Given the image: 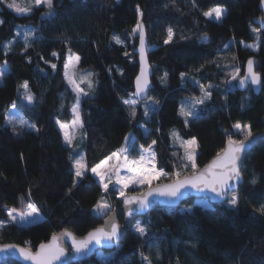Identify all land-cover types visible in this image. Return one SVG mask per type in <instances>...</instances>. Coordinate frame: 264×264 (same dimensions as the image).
<instances>
[{
	"label": "trees",
	"instance_id": "16d2710c",
	"mask_svg": "<svg viewBox=\"0 0 264 264\" xmlns=\"http://www.w3.org/2000/svg\"><path fill=\"white\" fill-rule=\"evenodd\" d=\"M259 2L54 0V14L46 16L44 6L17 15L0 1V65L8 66L0 83V221L7 220L9 211L22 212L28 204L35 205L41 215L32 224L0 226V244L16 243L35 250L62 229L81 237L102 224L105 215L92 211L104 195L100 183L90 173L75 178L72 160L81 151L91 169L117 151L130 132L140 147H153L157 166L170 177L165 182L193 173L181 149L173 144V132L196 140V171L229 138H244L234 130L237 122L249 125L252 134L264 131V31L253 22L262 16ZM217 6L226 9L221 20L203 15ZM138 20L148 39L153 85L149 96L158 101L148 116L142 107L147 99L133 107L123 101L133 92L138 70L132 52ZM17 26L34 28L27 46L22 38L12 42ZM168 28L173 36L165 44ZM255 42V47L249 45ZM68 48L80 57L79 68L91 70L95 80V89L85 90L87 94L79 99L82 128L72 146L57 124L72 119L76 102L64 77ZM250 58L255 59L254 70L262 78L258 94L250 87L241 92L235 87ZM233 76L236 79L231 82ZM25 81L27 89L22 87ZM201 85L211 96L204 101L203 112L186 123L180 102L201 97ZM13 104L39 131L17 126L14 130L5 124ZM241 171L243 182L228 195V200L238 197L237 208L225 200L179 211L181 205L192 204L193 198L176 208L157 207L141 217L145 234L128 229L108 261L93 256L72 264H147L142 252L151 264H264V213L257 211L264 205L263 140L247 153ZM107 193L112 209L120 206L115 191L109 188ZM118 221L122 223L121 215Z\"/></svg>",
	"mask_w": 264,
	"mask_h": 264
},
{
	"label": "snow or ice",
	"instance_id": "6c2138e0",
	"mask_svg": "<svg viewBox=\"0 0 264 264\" xmlns=\"http://www.w3.org/2000/svg\"><path fill=\"white\" fill-rule=\"evenodd\" d=\"M30 2H34L36 6L43 5L44 7L47 8V12L44 13L46 16H51L54 14V9L56 5L54 4V0H30ZM193 3L195 4V0H193ZM260 4L262 7H264V0H260ZM9 8H13L17 13H27L31 11V8L29 7H21L19 6L15 0H13L12 3L8 4ZM137 12L140 13L139 6L137 7ZM226 12V9L222 7H214L210 8L207 11L203 12V15L205 17H212L215 16L216 20H220L222 15ZM264 22V21H262ZM0 23H3V21H0ZM168 38L165 39L164 43L168 44L173 36V30L172 28H168ZM253 32H256L257 29L253 28ZM139 33L140 36V41H141V48H140V53H141V58L143 60L144 58V27L143 24L138 20L136 27L133 29V33ZM32 35V32H25L24 33V38H25V45L27 46V40L28 37ZM114 40H116L117 43L120 42L119 37L114 36ZM7 47V45H6ZM69 52L71 53V49H69ZM53 56L56 55L55 52L52 53ZM76 61H79L80 57L76 56L75 57ZM252 64L253 61L250 59L248 61V77H250V82L253 85H257L261 83V78L259 77L258 74L252 71ZM67 67V65H66ZM52 68L55 69L56 65L53 64ZM167 76V73H165V77ZM185 76L184 73H181V77L183 78ZM66 78L69 79V83L73 85L74 91L78 92V97H77V104L73 107V112L76 116V119L73 121L74 125H79L82 127V124L80 123L79 119V93H82L83 90L79 89L75 86V82L68 77L66 73ZM233 79H236V76H233ZM240 85L243 86L248 82L247 78H241L240 79ZM92 84L89 81V87H91ZM149 86V81L147 79L146 75V70L143 68L141 69V76L137 77V91H136V96H141L144 95L148 100H152V97L147 96L146 90L148 89ZM25 89H27L28 84L25 81L24 84L22 85ZM201 91L203 92V97L199 99H194L192 102V106H189L187 109L185 108L184 105L181 106V115L187 117L193 116L195 114V109L194 105L196 104H203L204 100L207 98H210L211 92L205 90V87L203 85L200 86ZM211 88V85L208 86ZM85 95L87 93H84ZM26 99L29 100L30 102L32 101L33 97L31 94H28L26 96ZM153 103H158V101H152ZM125 104L129 105H135L137 101L135 99H128L124 101ZM13 107H15V104H13ZM145 115H148V109H145ZM6 121L8 124L14 126L15 129V124H19L21 128H23L26 125V121L24 119H16L15 117L9 118L5 117ZM57 123H60L59 121ZM187 123V120H186ZM29 127L35 128L34 125H28ZM65 124H60L61 130L66 129ZM233 127L240 132L244 133V139L239 140V141H234L231 138L228 140V150L225 152L223 158H219L217 160H214L212 165L209 166L208 172L207 173H201L200 175H197L195 172L196 165L194 162V156H195V150L193 148V151L189 153L188 159L193 160L192 163V169H193V174L191 177H185L183 180L176 179L173 181V183L164 185L161 187L157 188H151L149 187V190L147 193H144L142 196L138 197H132L128 198L125 196V189L128 188L129 183L132 184H148L151 185V182L153 179H155L158 176L162 175H168V173L164 172L163 169H161L159 172H157L153 166L152 170H146L142 167L143 162H144V157L141 155L140 160H129L127 156L124 157V162L123 165L117 163L116 165H112L110 169L107 171H101L103 166L109 161L112 160V158H117L119 159V153L114 152L112 153L111 157L106 158V160L100 161V163L96 164L91 168L92 173L100 178V183L103 189L107 190L108 189V183L105 182V177L107 175L108 171L114 170L115 172H119L121 167H125L128 172L133 173V175L128 176V177H122L118 178L116 180V184L121 185L119 188V194L121 197H124V203L125 205H130L134 202L138 203L141 209H144L149 206V201L148 197L152 195H158V196H164L168 198H177L178 195L180 194V190L186 186H190L192 188H196L198 190H208L216 195V197L221 199V202L224 200L228 201V204L232 208H237L238 207V197L236 195H233L230 200H228V192L231 191L234 188V182H238L242 179V171L240 166L238 165V161L241 160V153L247 148V141H249V138L252 137V132L250 130L249 125L244 124L241 125V123L237 122L236 124L233 125ZM36 131H39L36 129ZM76 129L73 128L72 132L69 133L68 131H64V138L65 142L69 145L72 146L73 143V138L75 135ZM175 135V133H173ZM155 143V141H153ZM186 144L189 147L195 146L197 144L195 139H192L190 141H187ZM125 151H130V149H125ZM219 157V154H217ZM155 158V154H152V159ZM73 167L75 168V176L76 177H81L84 175V170L86 169V165L83 161V157H79L73 160ZM214 168H219V171H212ZM177 177H179L180 173H175ZM109 182L110 178H109ZM233 182V183H230ZM75 184V181L73 182ZM251 183L255 184L256 180L253 178ZM71 191V189H69ZM110 206L103 201V198L101 200H98L96 205L94 206V210L97 211L100 214H105L106 210H109ZM14 211V210H13ZM128 211H131V209H128ZM257 211L264 213V205H260V207L257 209ZM39 214V209L33 205L29 204L28 205V210L26 213H20V219H24L25 216L27 217H33L34 215ZM9 218L11 220L16 219V215H13L12 212L9 213ZM107 227L106 228H98L93 230L92 232H89L87 237L77 240L71 233L66 232L65 235L68 236L71 241H72V248L75 250L76 253L82 254L85 253L87 250H89L90 245L94 242L97 245L102 244L103 242H111L117 239L118 234H119V226L114 222L113 219H110L109 221L106 222ZM138 233L141 235H144L146 232L145 227H143L140 222H137V226L135 229ZM53 243L50 244H41L39 246V251L33 255L30 252L26 251L23 248L19 249V253L25 260H32L34 264H54V261L60 260L62 256L65 255V249L60 246L59 244L55 243L57 240V237H53ZM6 247H15V246H6ZM141 258L147 262V264H151V260L149 259L148 256H145L144 253H141Z\"/></svg>",
	"mask_w": 264,
	"mask_h": 264
},
{
	"label": "water",
	"instance_id": "95a60500",
	"mask_svg": "<svg viewBox=\"0 0 264 264\" xmlns=\"http://www.w3.org/2000/svg\"><path fill=\"white\" fill-rule=\"evenodd\" d=\"M259 9L262 13V16L254 18L253 22L259 26L261 31H264V22H262V21H264V7L261 6L260 2H259ZM143 27H144V25H143ZM136 39H137V42H136L135 47H133L132 52H133V54L136 55L138 70H137V74L133 80V92H132V94H133L134 98L136 99L137 103H141L142 101L146 100L147 98L144 95L136 96L135 94L137 91V77L141 76L142 66L146 70L147 79L149 81V86H148V89L146 90L147 96H149L150 90L153 88V85L151 82L152 68H151L149 60H148V54H147L148 39L146 36L145 27H144V42H143L145 52H144L143 60L141 58V53H140L141 41H140L139 33L136 34ZM250 59L253 61L252 71L255 72V70H254L255 59L254 58H250ZM250 59H248L245 62L243 75L237 79V81L235 82V87L240 92L244 91L245 89L250 87V89L253 91L254 94H258L261 90V83L257 84V85H253L250 82V77H248V61ZM259 77L261 78L260 75H259ZM241 78H247L248 79V82L243 86H241L240 82H239ZM261 82H262V78H261ZM130 137H131L130 132H128L124 136L123 142L118 149V153L120 155H122L123 152L125 151ZM243 139H241V140H243ZM262 140L264 141V131L252 134V137H250L249 141L246 142L247 148L241 153V160L237 162L238 165L240 166V168H241V165L243 164L244 158L247 155V153L249 151H251L259 141H262ZM234 141H236V140H234ZM228 147H229V145H228V141H227L224 145V148L219 153H217V154H219V157L217 154L215 156H213L205 165H203L202 167H200L198 170L195 171L196 174L200 175L201 173H207L209 166L212 165L214 160H217L219 158H223L225 152L228 150ZM219 170H220L219 168L212 169V171H219ZM192 174L193 173L186 175V176H183V177H179L177 179L183 180L185 177H191ZM175 180L165 181V182H161L158 184L148 186L140 192H125V196L128 198L142 196L144 193L148 192L149 187H151V188L161 187L164 185L171 184ZM242 182H243V176H242V179L240 181L234 182V188L228 192V195L230 193H233L234 191H236L238 189V186ZM230 183H233V182H230ZM190 198H193V199H195V198H206L210 204L222 203L221 199L216 197V195L214 193H212L206 189L201 191V190H198L196 188H192L190 186H186V187L182 188L180 190V194L178 195V197L174 198V199L164 197V196H158V195L149 196L148 197V201L150 202L149 206L144 208V209H141L139 204L136 202H134L130 205H125L124 197H120L119 198L121 201L120 206L112 209L109 213H107L105 215V217L103 218L101 225H99L96 228L89 231V232H92L93 230L98 229V228H106L107 227L106 222L109 221L110 219H113L114 222L119 226V234H118V237L116 240L111 241V242H103L100 245H97L93 242L90 245L89 250H87L85 253L78 254L72 248V241L68 236L65 235V233L66 232L71 233L77 240H81V239L87 237L89 232L86 233L84 236L79 237V236H76L74 233H72L68 229H62V230L56 232L55 234L51 235L47 241L40 243L36 247L35 250H30L27 247L16 244V243L0 244V264L7 261V260L16 261L19 264H34V262L32 260H25L23 258V256L20 255L19 249L23 248L26 251L30 252L31 254L35 255L39 251V246L41 244L53 243L52 238L54 236L57 237V240L55 243L59 244L60 246H62L65 249V255L62 256L60 258V260L54 261V264H72V263H78V262L86 261V260L90 259L91 257H93L95 255V253L99 250L107 251V250H111L114 247H116L123 240L126 231L131 228V224H132L135 217L144 216V215L152 212L157 207L176 208V207L180 206L184 201H186L187 199H190ZM128 209H131V211H128ZM118 215L122 216V223H120L118 221ZM6 246H15V247H6Z\"/></svg>",
	"mask_w": 264,
	"mask_h": 264
},
{
	"label": "rangeland",
	"instance_id": "374dc122",
	"mask_svg": "<svg viewBox=\"0 0 264 264\" xmlns=\"http://www.w3.org/2000/svg\"><path fill=\"white\" fill-rule=\"evenodd\" d=\"M4 5H6L8 7V4L12 3L13 0H0ZM15 2L21 6V7H29L31 8V10L34 8V7H37L34 2H30V0H15ZM39 6H43V5H39ZM9 8V7H8ZM14 13H16L17 15H23V14H29L30 12H27V13H17L13 8H10ZM223 16V15H222ZM213 20H216L215 19V16H212V17H209ZM221 20V19H220ZM216 21H219V20H216ZM25 32H32V35L30 37H28V39L32 38L33 34H34V28L33 27H30V26H17L16 29H15V36L12 40V42H14L17 38H22V40H25L24 38V33ZM138 33V32H137ZM137 33H134L135 35ZM256 39L258 40V36L256 34ZM251 47H255L256 46V42L255 43H252V44H249ZM78 56L75 52H73L71 50V53L69 52V48L67 49V52H66V62H65V69H64V77H65V80H66V83L69 85V87L73 90V92L75 93L76 95V102L75 104L73 105V107L77 104V97H78V92L77 91H74V87L72 84L69 83V79L66 78V73L68 75V77H70L74 82H75V86L79 89H82L83 92L82 93H79V99L85 95L84 93L85 90L86 91H90L92 90L93 91V88L95 89V80L93 78V72L91 70H84L82 71L80 68H79V61H76L75 57ZM67 65V67H66ZM8 70V66L6 63H3L2 65H0V83L2 82V76L5 72H7ZM233 78L231 79V82H233ZM89 81L91 82L92 86L89 87ZM205 87V85H203ZM205 90H207V88L205 87ZM91 91V92H92ZM203 92H202V96L199 97V98H202L203 97ZM199 98H193V97H188V98H184L181 100L180 102V106H179V111H180V114H181V106L184 105L185 108L187 109L189 106H192V102L194 99H199ZM128 99H135L133 94H128L124 99L123 101L125 100H128ZM136 100V99H135ZM206 100V99H205ZM204 100V101H205ZM152 101L154 100H146L145 104L142 105L143 109H148V114L150 113L151 109L154 107L155 103H153ZM139 103H136L135 105H129V104H126L128 106H136L138 105ZM73 107H72V119L67 122V123H57L58 124V127L59 129L61 130L60 128V124H65L67 127L65 130H61L62 134L64 135V131H68L69 133L72 132L73 128L76 129L75 131V135H74V138H73V141L75 139V137L78 135V132L80 131V129L82 127H80L79 125H74L73 124V121L76 119V116L73 112ZM204 106L203 104H196L194 105V109H195V114L193 116H190V117H185L182 115V117L185 119V120H189L190 118H193L199 114H201L204 110ZM7 117L9 118H12V117H15L16 119H24L27 123L26 125L23 127L24 129H31V130H35L36 128H32V127H29L28 125H34L28 118H26L22 111L20 110V108L15 104V107H13V105L10 106L9 108V111L7 112L6 114ZM148 116V115H146ZM79 119H80V123L82 124V121H81V117H80V112H79ZM5 124L8 125V126H13V125H10L7 123L6 119H5ZM15 126L17 127H20L19 124H15ZM35 126V125H34ZM234 130L236 132H239V134H242L244 135V133L240 132L239 130L235 129ZM175 133V135H173V144L174 146H177L181 149L182 151V154L184 156V158L192 165L193 163V160H189L188 159V155L189 153H191L193 151V148L195 150V153H196V148H197V144L195 146H192V147H189L186 142L187 141H190L192 139H189V140H186V139H182L176 132H173ZM232 140H234L233 138H231ZM80 146L79 145H76L75 149H74V152L75 153H78L79 152V149ZM126 149H130V151H124L122 155L119 154V159L117 158H112L111 161H109V163L105 164L103 166V168L101 169V171H107L108 169L111 168L112 165H116L117 163L123 165V162H124V157L127 156L128 159L131 161V160H140L141 158V155H143L144 157V162H143V165L142 167L146 170H152L153 166L155 168V170L157 172H159L161 169L157 166V163H156V159H152V154L154 153L155 154V151L153 149L152 146H148V147H145V148H142L140 147L138 144L135 143V138L133 136L130 137L129 139V142H128V145L126 146ZM115 152H118L115 151ZM114 153V152H113ZM134 153H137V156H132ZM112 154H110L108 157H111ZM83 157V153L82 151L75 156L74 159L76 158H79V157ZM106 157V158H108ZM103 159V160H106ZM73 159V160H74ZM72 160V161H73ZM84 161V159H83ZM100 163V162H99ZM74 169V172L76 171L75 168L73 167ZM85 173H90L95 179H97V181L100 183V178L95 176L91 169H88L86 167V169L84 170V174ZM133 175V173H130L127 171V169L125 167H121L119 172H115L114 170L112 171H108L107 172V175L105 177V182L108 183V189L111 188L115 191V194H116V197L119 199L121 196L119 194V188L121 187V185L119 184H116V180L118 178H122V177H128V176H131ZM169 176L168 175H162V176H158L156 177L155 179L152 180L151 182V185H154V184H158V183H161V182H164L163 180L168 178ZM76 180H78L80 177H76ZM109 178H110V181L109 182ZM170 178V177H169ZM101 185V183H100ZM151 185H148V184H144V185H141V184H132V183H129V186L128 188L125 189V192H140L142 191L143 189H145L146 187L148 186H151ZM102 187V186H101ZM103 189V188H102ZM107 190L103 189L104 191V195H102L101 198H103V201H105L109 206H110V209L109 210H106L105 214H100L98 213L97 211L94 210V207L92 208V211L95 215H98V216H102V215H106L107 213H109V211H111L112 209V205H111V202H110V199L108 197V193H107ZM100 198V200H101ZM29 205V204H28ZM28 205H26L23 209L22 212H18V211H9L8 212V217H7V220L3 221L1 220L0 221V226L4 225V224H7V223H17V224H20V225H27V224H32V223H35L37 222L38 220L41 219V215L38 214V215H34L33 217H27L25 216L24 219H20V216L19 214L20 213H26L27 210H28ZM194 205H200L202 207H209L210 206V203L209 201L206 199V198H195L193 199L192 201V204H186V205H181L179 207V211H190L191 208L194 206ZM12 212L13 215H16V219L15 220H11L9 218V213ZM147 215V214H146ZM145 216V215H144ZM144 216H139V217H135L132 224H131V227L132 229L137 232L135 229H136V226H137V222H140V224L143 226V223H142V220H141V217H144ZM138 233V232H137ZM117 247V246H116ZM114 247L113 249L111 250H107V251H97L94 255V257H96L97 259L103 261V262H106L110 259V257L112 256L113 252L115 251V248Z\"/></svg>",
	"mask_w": 264,
	"mask_h": 264
}]
</instances>
